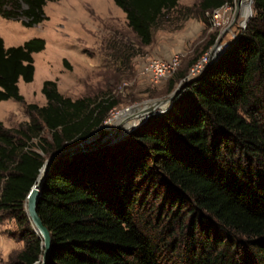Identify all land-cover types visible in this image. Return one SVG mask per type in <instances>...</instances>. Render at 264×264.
Returning <instances> with one entry per match:
<instances>
[{
  "label": "trees",
  "instance_id": "obj_1",
  "mask_svg": "<svg viewBox=\"0 0 264 264\" xmlns=\"http://www.w3.org/2000/svg\"><path fill=\"white\" fill-rule=\"evenodd\" d=\"M53 1L0 0V17L37 26ZM179 1L113 0L141 47L173 14L194 17L195 8L207 25V14L234 2L180 8ZM251 1L245 28L166 112L124 140L52 165L37 206L52 238L47 264H264V0ZM44 48L42 39L5 48L0 37V102L24 103L18 81L32 82L33 54ZM186 74L178 72L168 92ZM41 92L46 104L28 105L26 124L5 129L0 122V211L15 220L23 242L11 264L43 256L24 203L44 156L88 140L118 105L112 96L73 101L53 81Z\"/></svg>",
  "mask_w": 264,
  "mask_h": 264
},
{
  "label": "rangeland",
  "instance_id": "obj_2",
  "mask_svg": "<svg viewBox=\"0 0 264 264\" xmlns=\"http://www.w3.org/2000/svg\"><path fill=\"white\" fill-rule=\"evenodd\" d=\"M198 2L199 0H180L179 6L192 7ZM87 4L93 5L94 15L86 10ZM226 6L231 10L227 14L221 13L219 27L213 25L210 18L213 12L207 14L209 22L207 25L196 18L195 8L192 11L194 17L171 15L169 21L154 28L152 44L147 47L139 45L138 40L127 27L126 20L123 23L119 20L114 24L108 21L102 25L97 23L96 17L108 15L111 11L124 16L112 0L47 2L43 7L47 19L33 27L24 26L22 24L24 19L6 20L0 17V37L5 48L19 46L32 39H42L45 42L44 50L33 54L32 82L25 83L22 79L18 81L19 93L24 98V103L14 100L0 102V122L5 129H19L21 125L26 124L29 121L27 106H44L46 99L41 92L43 83L53 81L56 82L58 92L73 101L108 96L118 101V105L99 128L100 132L111 134L116 126L114 117L122 111L134 107L141 109L145 104L166 100L181 85L199 78L209 63L203 65L200 73L196 75L192 70L205 56H209L217 40L220 39V46L225 43L230 46L249 19L244 23L247 15L243 14L242 4L236 11L237 0H234L233 5ZM250 9L253 13L252 4ZM91 14L94 16V28H91L90 22H83L84 18L92 17ZM212 35H216L215 43L203 54L202 51ZM172 55L179 56L178 66L168 78L155 81L146 71V66L153 60H167ZM197 57L196 64L188 67V64ZM127 58L129 61H126ZM64 60L67 61V66L64 65ZM182 70H187L185 79L177 82L173 90L168 92L169 81ZM157 111L160 114L164 113ZM122 117H119L116 123L120 122ZM143 119V116L130 118L124 122L120 130L131 123L136 130L144 124H142ZM99 131L91 136L95 143L106 136L101 138ZM130 134L119 140L116 133L105 144L117 143ZM43 136L49 139L46 132ZM44 158L46 161L49 156ZM151 204L152 201L144 206L143 210H149ZM19 236L20 232L15 220L8 213L0 211V264H11L23 249V242L19 240Z\"/></svg>",
  "mask_w": 264,
  "mask_h": 264
},
{
  "label": "water",
  "instance_id": "obj_3",
  "mask_svg": "<svg viewBox=\"0 0 264 264\" xmlns=\"http://www.w3.org/2000/svg\"><path fill=\"white\" fill-rule=\"evenodd\" d=\"M248 2V14L246 19L244 20V23H246V20H248L251 15H252V11L250 9V6L252 4L251 0H246ZM242 4V0H237V8L236 11H238V6ZM220 48V39L216 41L215 45L213 46L212 50L213 51H218V54L216 53L215 55H212V58L215 60L217 58H219L221 56V54L223 53L222 51H219ZM187 84V83H186ZM181 85L179 88H177L172 95L166 99V100H162V101H156V102H152L151 104H145V106L143 108H138V107H134V108H130V109H126L124 111L121 112V115L123 116L121 121L116 123L115 129L113 130V132L109 135H106L105 137H103L99 142L94 143L93 142V137L88 138V140L82 142L81 144H79L77 147L69 149L67 151L64 152H60L57 154H54L52 156H50L43 164L42 168L39 171V175L38 178L35 182V184L33 185V187L30 189L29 193L26 196L25 199V213L26 216L28 218V221L31 225V228L33 230V233L42 241V248H43V256L42 258L36 262L35 264H47V261L49 259V255L51 252V248H52V238H51V234L49 232V230L44 226L42 220L40 219L38 213H37V206H38V202L39 199L41 197V191H42V186L44 181L46 180L49 171L52 167V165L61 157L65 156V155H69V154H73V153H77L79 151H87L93 148H97L101 145H104L105 142L108 139L113 138V136L118 133V139L120 140L122 137L127 136L128 134H130L133 130H135V127L132 125V127H130L129 129H122L120 130V127L124 124V122L130 118H135L138 116H143L144 119L142 120V124L146 122V120L150 117V116H156L159 115V111L160 110L162 112H165L166 110H168L171 107L172 102L178 97V95L180 94L181 90L183 89V87L186 85ZM94 143V144H91ZM112 144V143H109Z\"/></svg>",
  "mask_w": 264,
  "mask_h": 264
},
{
  "label": "built area",
  "instance_id": "obj_4",
  "mask_svg": "<svg viewBox=\"0 0 264 264\" xmlns=\"http://www.w3.org/2000/svg\"><path fill=\"white\" fill-rule=\"evenodd\" d=\"M230 10H231L230 7L224 6L221 9L214 11L213 14L210 15V18L213 21V25L215 24V26L219 27L221 13L227 14ZM228 48H229V44L225 43L222 46H220L219 51L224 52ZM216 53L218 54V51L216 52V51L211 50L209 52V56L208 57L205 56L202 62L194 67V69L192 70V73L195 75L200 73V71L203 68V65L210 63L211 60L214 61L213 59L214 57L212 58V55H215ZM178 63H179V56L172 55L167 60H153V62H151L150 64H148V66H146V71L151 75V77L155 81H161V80L168 78V76L174 72V70L178 66Z\"/></svg>",
  "mask_w": 264,
  "mask_h": 264
},
{
  "label": "crops",
  "instance_id": "obj_5",
  "mask_svg": "<svg viewBox=\"0 0 264 264\" xmlns=\"http://www.w3.org/2000/svg\"><path fill=\"white\" fill-rule=\"evenodd\" d=\"M113 1V0H112ZM114 3V2H113ZM115 5V4H114ZM87 7H86V10H88V11H91L92 13H93V15H94V7H93V5H89V4H87L86 5ZM90 6V7H89ZM112 8H110V10H111ZM124 14V13H123ZM91 16H92V14H91ZM92 18V19H91ZM97 18V23L98 24H100V25H102V24H104L105 23V21H108L109 23H115V22H118L119 20H120V22H124L126 19H125V14H124V16H119L117 13H115V11H111V12H108V15H99L98 17H96ZM102 18V19H101ZM83 22H86V23H91V28H94L95 26H94V23H95V21H94V16H92V17H86V18H84L83 19ZM107 22V23H108Z\"/></svg>",
  "mask_w": 264,
  "mask_h": 264
},
{
  "label": "bare ground",
  "instance_id": "obj_6",
  "mask_svg": "<svg viewBox=\"0 0 264 264\" xmlns=\"http://www.w3.org/2000/svg\"><path fill=\"white\" fill-rule=\"evenodd\" d=\"M242 5H243V14L244 15H247L248 14V11H249V8H248V2L246 1V0H242ZM147 106V105H146ZM145 106V107H146ZM122 115L121 114H119V115H117L116 117H114V124H116V121H117V119L119 118V117H121ZM130 127H132V123L131 124H128L127 126H125V129L127 130V129H129Z\"/></svg>",
  "mask_w": 264,
  "mask_h": 264
}]
</instances>
